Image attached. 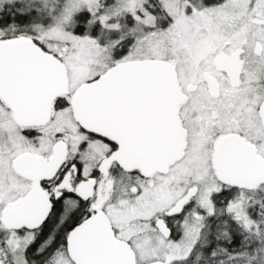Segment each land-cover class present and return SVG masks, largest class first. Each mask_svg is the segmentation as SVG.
<instances>
[{
  "label": "snow or ice",
  "instance_id": "snow-or-ice-1",
  "mask_svg": "<svg viewBox=\"0 0 264 264\" xmlns=\"http://www.w3.org/2000/svg\"><path fill=\"white\" fill-rule=\"evenodd\" d=\"M0 264H264V0H0Z\"/></svg>",
  "mask_w": 264,
  "mask_h": 264
}]
</instances>
